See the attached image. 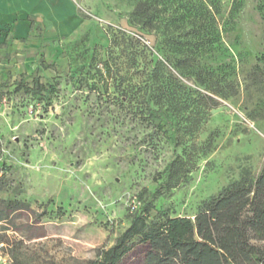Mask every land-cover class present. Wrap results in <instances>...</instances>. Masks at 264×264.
<instances>
[{
  "label": "rangeland",
  "instance_id": "obj_1",
  "mask_svg": "<svg viewBox=\"0 0 264 264\" xmlns=\"http://www.w3.org/2000/svg\"><path fill=\"white\" fill-rule=\"evenodd\" d=\"M11 3L9 12H27L34 24L30 37L0 49V198L43 213L48 235L32 242L56 260L94 258L148 202L150 220L190 216L225 186L258 178L264 0ZM158 59L179 67L148 75ZM23 79L51 82L52 91L12 92ZM162 85L173 92L154 106L164 115L154 114L148 102ZM173 123L185 165L171 179L164 170L174 159ZM145 249L118 264H145Z\"/></svg>",
  "mask_w": 264,
  "mask_h": 264
},
{
  "label": "trees",
  "instance_id": "obj_2",
  "mask_svg": "<svg viewBox=\"0 0 264 264\" xmlns=\"http://www.w3.org/2000/svg\"><path fill=\"white\" fill-rule=\"evenodd\" d=\"M143 10L140 3L137 12ZM178 67L177 64L168 67L158 59L148 75H172ZM3 86L0 85V100L5 96ZM50 91L51 82L44 83L40 79H33L32 84L23 79L12 90L36 96ZM172 92L169 85H162L159 94L151 97L148 105L154 114L164 115L162 105L154 106L160 104L164 96L170 99ZM200 97L210 100L214 106L217 104L207 94L202 93ZM171 125L174 159L164 172L172 179L185 164L176 149L179 145L175 134L177 126ZM257 177L254 181L245 179L225 186L190 216L164 212L150 220L151 203L148 202L141 212L133 215L130 226L116 237L113 245L98 248L94 258L78 260L84 264H118L135 247L145 246V264H264V167ZM168 185V190L175 187L171 182ZM5 186L0 177V189L4 190ZM32 214H35L34 219H30ZM23 215L28 216L27 222L18 223L16 219ZM42 215L33 210L28 201L0 198V255L8 258L3 264H64L52 257L43 243L32 242L48 235Z\"/></svg>",
  "mask_w": 264,
  "mask_h": 264
},
{
  "label": "crops",
  "instance_id": "obj_3",
  "mask_svg": "<svg viewBox=\"0 0 264 264\" xmlns=\"http://www.w3.org/2000/svg\"><path fill=\"white\" fill-rule=\"evenodd\" d=\"M11 4V0H0V49L7 41L22 42L30 37L31 33V22L26 17L27 12L13 14L9 12Z\"/></svg>",
  "mask_w": 264,
  "mask_h": 264
},
{
  "label": "built area",
  "instance_id": "obj_4",
  "mask_svg": "<svg viewBox=\"0 0 264 264\" xmlns=\"http://www.w3.org/2000/svg\"><path fill=\"white\" fill-rule=\"evenodd\" d=\"M3 259L6 261L7 260V258L6 257H3Z\"/></svg>",
  "mask_w": 264,
  "mask_h": 264
}]
</instances>
